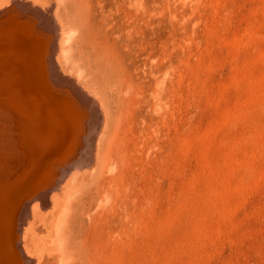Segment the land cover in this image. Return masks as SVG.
I'll list each match as a JSON object with an SVG mask.
<instances>
[{"label": "rangeland", "instance_id": "1", "mask_svg": "<svg viewBox=\"0 0 264 264\" xmlns=\"http://www.w3.org/2000/svg\"><path fill=\"white\" fill-rule=\"evenodd\" d=\"M112 10L109 30L122 24L125 44L132 30L119 49L126 80L90 74L65 18L60 53L70 82L109 114L87 123L98 132L72 184L115 191L124 219L109 264H264V0H118Z\"/></svg>", "mask_w": 264, "mask_h": 264}, {"label": "bare ground", "instance_id": "2", "mask_svg": "<svg viewBox=\"0 0 264 264\" xmlns=\"http://www.w3.org/2000/svg\"><path fill=\"white\" fill-rule=\"evenodd\" d=\"M117 1L0 0V46L9 54L0 53V264L113 259V233L124 219L110 201L114 189L98 182V188L72 186L74 175L85 176L83 150L98 132L97 122L87 123L99 112L108 121L109 114L102 101L70 82L60 53L65 18L80 30L76 46L90 74L107 86L122 76L126 80L125 72H117L119 49L134 40L129 30L128 44L122 42L120 23L109 30Z\"/></svg>", "mask_w": 264, "mask_h": 264}]
</instances>
